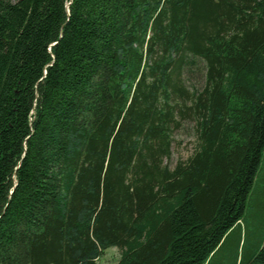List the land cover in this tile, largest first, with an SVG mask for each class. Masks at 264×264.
<instances>
[{
	"label": "trees",
	"instance_id": "obj_1",
	"mask_svg": "<svg viewBox=\"0 0 264 264\" xmlns=\"http://www.w3.org/2000/svg\"><path fill=\"white\" fill-rule=\"evenodd\" d=\"M263 164L264 0H0V264H264Z\"/></svg>",
	"mask_w": 264,
	"mask_h": 264
},
{
	"label": "rangeland",
	"instance_id": "obj_2",
	"mask_svg": "<svg viewBox=\"0 0 264 264\" xmlns=\"http://www.w3.org/2000/svg\"><path fill=\"white\" fill-rule=\"evenodd\" d=\"M194 81L197 80L198 75L194 74L191 76ZM198 80L201 81V78L199 76ZM195 130V123L193 121L187 120L185 121L178 129L174 130V142L172 147V155L167 162L169 165L173 168L178 162L185 161L190 155H192L197 147V135ZM261 173H263V176L257 179L255 183V188L257 190L255 191V195L251 194V197H254V199L263 197L264 195V164L261 166ZM257 203L255 202H249L247 212H246V222H251V218L254 214V212H257L259 209H257L254 205ZM264 216V210H260ZM263 230H264V222L262 224H258ZM246 227L242 226V233H245ZM264 235V233H263ZM264 242V240H263ZM249 241H247L248 245ZM243 247V245H242ZM242 249V248H241ZM245 249V247H243ZM120 249L118 247H111L107 249L104 253V255L98 260L100 264H116L120 258Z\"/></svg>",
	"mask_w": 264,
	"mask_h": 264
}]
</instances>
